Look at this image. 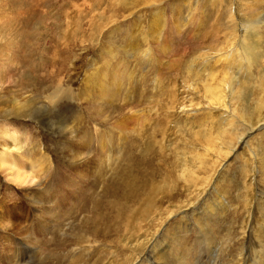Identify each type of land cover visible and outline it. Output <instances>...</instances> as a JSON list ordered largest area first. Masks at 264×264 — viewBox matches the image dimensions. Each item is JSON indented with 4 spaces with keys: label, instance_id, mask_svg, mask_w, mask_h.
<instances>
[{
    "label": "rangeland",
    "instance_id": "rangeland-1",
    "mask_svg": "<svg viewBox=\"0 0 264 264\" xmlns=\"http://www.w3.org/2000/svg\"><path fill=\"white\" fill-rule=\"evenodd\" d=\"M0 52V264H264V0H0Z\"/></svg>",
    "mask_w": 264,
    "mask_h": 264
},
{
    "label": "bare ground",
    "instance_id": "bare-ground-1",
    "mask_svg": "<svg viewBox=\"0 0 264 264\" xmlns=\"http://www.w3.org/2000/svg\"><path fill=\"white\" fill-rule=\"evenodd\" d=\"M234 22V21H233ZM243 27H244V29H238V28H240V27H237L236 26V28H234V33H232V34H227V36H225L223 39H224V41L225 42H227V43H232L234 46L233 47H230L229 49H228V51H224V52H221V53H219L216 57H217V61L218 62H220V61H224V60H226L227 58L229 59V60H231V62L233 61V58L232 57H237L238 56V54H237V50L240 48V46H241V44H244L245 43V41L247 40V38L249 37V36H251V31H253V28H252V26L251 25H243ZM230 45V44H229ZM231 46V45H230ZM5 51V50H4ZM1 53V52H0ZM232 58V59H231ZM206 90H208V89H206ZM213 92H214V94H213ZM208 94H210V95H212V97H211V99L213 100V101H216L217 102V100L219 99L218 97H219V93L218 92H216V90L214 89V91L212 90V89H209L208 90ZM222 94H220V96H221ZM225 95H226V92L225 93H223V99H222V102L224 101L225 103H226V105H227V100L224 98L225 97ZM210 97V96H209ZM212 100H210V101H212ZM208 103H209V101H208ZM232 117V115L231 114H229V111L228 110H226L225 111V114L222 116V119H224V120H229L230 118ZM7 161V160H6ZM15 173H16V177H18L17 178V180H20V178H22V176H21V174H19V173H17L16 171H15ZM15 175V174H14ZM22 175L24 176V174L22 173ZM25 176H27V175H25ZM24 179H26V177H23ZM42 214V213H41ZM44 214V213H43Z\"/></svg>",
    "mask_w": 264,
    "mask_h": 264
}]
</instances>
